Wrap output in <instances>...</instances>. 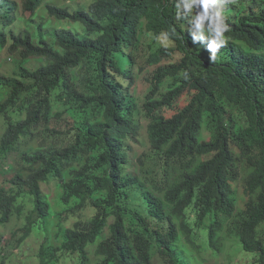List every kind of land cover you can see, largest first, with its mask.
I'll return each instance as SVG.
<instances>
[{
	"label": "trees",
	"instance_id": "1",
	"mask_svg": "<svg viewBox=\"0 0 264 264\" xmlns=\"http://www.w3.org/2000/svg\"><path fill=\"white\" fill-rule=\"evenodd\" d=\"M19 2L0 0V49L20 62L14 79L0 76V87L10 92L0 104L7 122L0 158L43 126L54 140L50 125L62 119L54 114L58 102L74 122L68 144L54 141L46 153L24 158L20 190L0 191L1 224L21 211L15 203L22 189L34 200L18 246L50 218L41 186L59 178L65 179L63 203L76 202L71 212L89 207L95 216L65 230L61 246L43 245L38 264H57L60 254L86 264L90 245H96L95 264H151L152 246L167 264H182L175 244L184 254L198 250L192 241L198 228L207 229L215 249L235 238L254 254L252 264H264V0H218L227 31L215 60L207 41L193 39L206 11L202 0L191 9L185 4L192 0H91L74 12L48 6L51 17L81 23L88 32L81 38L57 30L54 45L36 41L29 30L42 0ZM17 19L25 25L19 32ZM143 31L166 34L174 44L153 50L151 64L176 52L182 58L154 72L142 111L150 148L135 164L125 145L137 128L124 82L136 77ZM199 31L214 38V21L205 19ZM31 60L42 67L24 68ZM167 81L168 90L158 95ZM128 217L137 226L132 232Z\"/></svg>",
	"mask_w": 264,
	"mask_h": 264
},
{
	"label": "rangeland",
	"instance_id": "2",
	"mask_svg": "<svg viewBox=\"0 0 264 264\" xmlns=\"http://www.w3.org/2000/svg\"><path fill=\"white\" fill-rule=\"evenodd\" d=\"M18 3L19 0H14ZM91 0H42V6L37 11L34 19L35 24L29 28L36 41L45 40L51 45H54L56 36L55 33L60 29L71 30L78 34L81 38L88 36V32L81 23H75L71 20H59L51 17L48 13V6H58L68 9L70 12L80 10L82 8L88 9ZM17 17L28 19L29 13ZM19 19V18H18ZM16 21V28L19 31L25 29L24 20ZM95 37V35H91ZM152 45L153 48H149ZM159 47L173 48L174 44L168 37L161 36L154 37L150 33L143 31L140 35V45L135 51L136 65L134 72L136 77L132 81H125L124 86L127 90V103L131 104L135 113L132 116V123L136 126L137 132L132 134L125 140V145L128 147L129 159L131 162L137 164L138 157L149 152V141L146 133L147 122L143 116V106L146 102L147 95L153 91L155 71L161 66H167L179 62L182 55L178 52L174 53L169 58H162L161 62L153 65L149 62L150 54L153 50ZM1 66L0 76L5 79H14L15 73L20 68V62L17 57H11L8 50H1ZM42 62L31 60L24 68L35 71L42 67ZM171 81H167L162 85L158 95L168 90ZM9 90L5 87H0V104L9 97ZM54 101L57 103V99ZM182 107L183 104H180ZM63 102H58V106L54 108V114L61 115L62 119H55L50 125V129L57 134L56 138L49 139V129L47 126L39 128L38 131L31 133L29 136L20 137L15 145L12 154L0 158V191L5 190L10 192L12 190H20L17 185V174L24 168V158H32L34 156L42 155L47 152L48 143L54 141L60 144H68L69 135L72 133L73 120L64 114ZM175 110L168 113L169 116L174 114ZM6 119L0 118V145L1 139L6 132ZM35 134V136H33ZM53 136V135H52ZM61 147H64L62 145ZM22 166V169L20 167ZM127 172H132V168H128ZM65 179L53 178L46 184L41 186L42 194L45 202L48 204L51 216L47 219L46 224L39 229H35L31 236L20 246L18 240L22 236L18 232L24 227L26 218L30 215L34 208V200L28 195L24 189L21 190V196L16 200L15 206L21 211L11 216L6 224L0 223V264H38L39 253L41 247H59L63 240V232L71 229L78 222H87L95 216V210L92 208H85L81 212L72 213L71 211L76 207V202L65 204L62 201L63 188L62 185ZM241 191L237 189V196ZM21 215L19 216L18 214ZM191 221L196 220V215L189 211ZM0 215V219H1ZM114 223V219H110L109 225ZM127 224L132 232L137 226L132 225L131 218H127ZM19 234V235H18ZM15 235V238H14ZM18 235V237H17ZM110 237L109 231L106 230L104 238ZM192 241L198 245V250L188 248V253H183L181 243L175 244L176 254L182 264H252L254 261V254L243 249L242 244L235 238H227L222 242L221 250L215 249L210 241L209 234L206 228L194 229L192 232ZM98 243V241H97ZM96 243V244H97ZM96 245H90L87 250L89 253V261L86 264H95L98 258L94 254ZM151 264H167L166 261L160 257L155 246L151 247ZM56 262L57 264H79V257L77 255H62ZM177 255V256H178Z\"/></svg>",
	"mask_w": 264,
	"mask_h": 264
},
{
	"label": "clouds",
	"instance_id": "3",
	"mask_svg": "<svg viewBox=\"0 0 264 264\" xmlns=\"http://www.w3.org/2000/svg\"><path fill=\"white\" fill-rule=\"evenodd\" d=\"M200 2V0H192V3H186L185 8L191 9L193 3ZM203 6L205 8V13L200 15L195 23V27L198 30L194 36V41L205 42L209 43L212 59H216L217 51L224 45L225 40L223 38V33L227 31L226 26L223 24V19L221 17V7L222 5L218 3V0H202ZM207 10H211V15L207 14ZM205 19H209L214 21V38L210 36H206L202 31H199L203 26V21ZM166 37V34H165ZM61 257V255H60Z\"/></svg>",
	"mask_w": 264,
	"mask_h": 264
}]
</instances>
